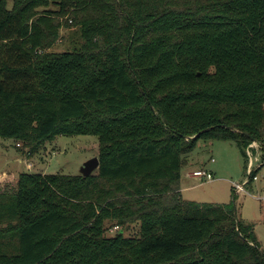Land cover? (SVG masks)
<instances>
[{
  "label": "trees",
  "instance_id": "16d2710c",
  "mask_svg": "<svg viewBox=\"0 0 264 264\" xmlns=\"http://www.w3.org/2000/svg\"><path fill=\"white\" fill-rule=\"evenodd\" d=\"M60 134L98 135L100 166L0 191V264H264L233 201L180 183L200 139L264 154V0H0V137Z\"/></svg>",
  "mask_w": 264,
  "mask_h": 264
},
{
  "label": "rangeland",
  "instance_id": "374dc122",
  "mask_svg": "<svg viewBox=\"0 0 264 264\" xmlns=\"http://www.w3.org/2000/svg\"><path fill=\"white\" fill-rule=\"evenodd\" d=\"M10 6L12 0H9ZM70 43V33L63 29L61 39L49 51L62 52ZM251 147L255 152L249 151L245 158L234 141L198 140L184 165L180 183L186 188L182 194L184 199L216 203L233 201L240 219L254 226L264 250V154L259 143L254 142ZM29 151L20 141L0 137L1 192L15 191L23 172L80 175L82 165L99 156L100 141L98 135L93 134H60L47 141L39 151L31 154ZM198 169L210 170L215 179L198 185L197 180L187 178V173ZM253 171L256 175L246 184ZM235 183L244 185L245 191L237 192ZM119 230L125 236H137L140 225L139 222L127 226L108 223L106 235L112 236Z\"/></svg>",
  "mask_w": 264,
  "mask_h": 264
},
{
  "label": "built area",
  "instance_id": "2783aa9c",
  "mask_svg": "<svg viewBox=\"0 0 264 264\" xmlns=\"http://www.w3.org/2000/svg\"><path fill=\"white\" fill-rule=\"evenodd\" d=\"M20 145V144H18ZM188 178H192L198 181V185L204 184V182H211L215 179L213 173L210 170L198 169L193 172H189L186 175ZM235 188L237 192H244V185L235 183Z\"/></svg>",
  "mask_w": 264,
  "mask_h": 264
},
{
  "label": "water",
  "instance_id": "95a60500",
  "mask_svg": "<svg viewBox=\"0 0 264 264\" xmlns=\"http://www.w3.org/2000/svg\"><path fill=\"white\" fill-rule=\"evenodd\" d=\"M256 142V141H255ZM100 166V160L99 157H93L89 160H87L81 167V174L84 177H88L92 175L95 171L98 170Z\"/></svg>",
  "mask_w": 264,
  "mask_h": 264
},
{
  "label": "crops",
  "instance_id": "0c3cea01",
  "mask_svg": "<svg viewBox=\"0 0 264 264\" xmlns=\"http://www.w3.org/2000/svg\"><path fill=\"white\" fill-rule=\"evenodd\" d=\"M188 178V177H187ZM192 179V178H191ZM194 186H197V185H194ZM181 189H182V194H183V191L186 189V188H183V187H181Z\"/></svg>",
  "mask_w": 264,
  "mask_h": 264
}]
</instances>
